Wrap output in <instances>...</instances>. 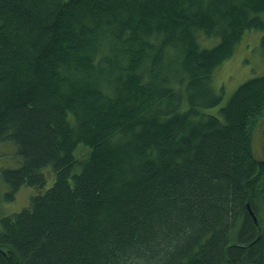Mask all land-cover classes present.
<instances>
[{"label":"trees","instance_id":"1","mask_svg":"<svg viewBox=\"0 0 264 264\" xmlns=\"http://www.w3.org/2000/svg\"><path fill=\"white\" fill-rule=\"evenodd\" d=\"M247 30L264 0H0V181L36 189L0 264H264V74L205 110Z\"/></svg>","mask_w":264,"mask_h":264},{"label":"rangeland","instance_id":"2","mask_svg":"<svg viewBox=\"0 0 264 264\" xmlns=\"http://www.w3.org/2000/svg\"><path fill=\"white\" fill-rule=\"evenodd\" d=\"M259 30H247L242 38L235 45L232 54L222 61L211 76V82L214 88L221 94L218 104L206 107L205 110L211 114H219V107L223 105L235 88L249 78L264 74V54L260 48ZM212 37L204 36L201 39L203 45L207 39ZM216 41L210 45L213 46ZM252 148L255 157L264 158V117L255 125L252 132ZM20 163V157L16 153L15 144L11 140L0 142V170L2 168H14ZM48 173V182L45 187L49 186L53 174ZM52 175V176H51ZM39 189V188H38ZM44 189V188H43ZM43 189H40L42 191ZM5 186L0 181V218L7 214L17 212L27 206L30 196L36 192L31 186H21L11 200L5 201ZM259 219L264 225V202H259Z\"/></svg>","mask_w":264,"mask_h":264},{"label":"water","instance_id":"3","mask_svg":"<svg viewBox=\"0 0 264 264\" xmlns=\"http://www.w3.org/2000/svg\"><path fill=\"white\" fill-rule=\"evenodd\" d=\"M247 207H248V209H249V211H250V213H251V215H252V217H253L254 221H256V222H257L256 216H255V214H254L253 210L251 209L250 205H249V204H247Z\"/></svg>","mask_w":264,"mask_h":264}]
</instances>
